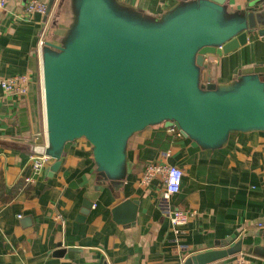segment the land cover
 <instances>
[{
	"label": "crops",
	"instance_id": "1",
	"mask_svg": "<svg viewBox=\"0 0 264 264\" xmlns=\"http://www.w3.org/2000/svg\"><path fill=\"white\" fill-rule=\"evenodd\" d=\"M27 1L8 0L0 16L2 75L31 77L26 96L0 97V264H183L238 241L240 257L264 264V132L232 135L212 151L164 125L148 127L129 141L133 167L119 188L98 178L91 145L82 138L66 145L56 173L49 175L51 160L31 186L25 184L33 146L47 144L40 40L59 44L71 19V0H54L49 14L31 16L25 14ZM41 1L47 7L51 2ZM122 1L160 16L179 0ZM258 3L264 0H227L230 12ZM206 62L207 77L218 85L233 82L243 68H264V34L256 31L246 45L207 55ZM161 133L170 143L150 144ZM158 162L184 171L171 204L196 215L179 232L161 208L162 183H141L146 167ZM124 200L137 201L135 221L126 224L113 215Z\"/></svg>",
	"mask_w": 264,
	"mask_h": 264
},
{
	"label": "water",
	"instance_id": "2",
	"mask_svg": "<svg viewBox=\"0 0 264 264\" xmlns=\"http://www.w3.org/2000/svg\"><path fill=\"white\" fill-rule=\"evenodd\" d=\"M256 31L264 34V3L230 12L227 0H179L153 16L122 0H71L59 44L47 39L42 48L49 175L60 169L66 145L82 138L98 178L119 188L133 167L129 141L148 127H176L212 151L232 135L264 132V68H243L218 85L205 62L246 45ZM136 212L137 201L124 200L114 220L133 222ZM242 243L224 242L183 264L238 255Z\"/></svg>",
	"mask_w": 264,
	"mask_h": 264
},
{
	"label": "built area",
	"instance_id": "3",
	"mask_svg": "<svg viewBox=\"0 0 264 264\" xmlns=\"http://www.w3.org/2000/svg\"><path fill=\"white\" fill-rule=\"evenodd\" d=\"M8 5V0H0V16L4 13ZM48 11L47 4L41 0H28L25 4V14L31 16L35 13L46 14ZM45 40H40L39 47L42 50ZM206 62V57H205ZM207 63V62H206ZM31 77L27 74L14 76H3L1 73L0 59V97L2 95H11L22 98L30 90ZM169 131L178 137H182L181 132L176 128H169ZM51 157L47 154V144H35L32 148L31 155V175L24 178L27 186H31L38 176H40L45 167L51 162ZM184 171L176 166L167 163H151L146 167L142 176L141 183L148 186L153 180H159L163 185V198L161 208L169 217L172 226L179 232V228L185 226L194 216V210L175 209L171 204V197L178 194L182 187ZM57 219H63L62 214L56 216ZM223 264H248L240 255L232 257Z\"/></svg>",
	"mask_w": 264,
	"mask_h": 264
},
{
	"label": "trees",
	"instance_id": "4",
	"mask_svg": "<svg viewBox=\"0 0 264 264\" xmlns=\"http://www.w3.org/2000/svg\"><path fill=\"white\" fill-rule=\"evenodd\" d=\"M161 141H165V143L169 144L170 141H171V138L168 137V136H166L165 134L161 133L160 135H158V136L156 137L155 140L151 141L150 144H158V143L161 142ZM22 181H23V180H21V182H20V186L23 185V182H22Z\"/></svg>",
	"mask_w": 264,
	"mask_h": 264
}]
</instances>
